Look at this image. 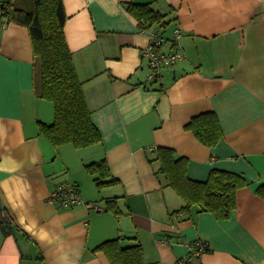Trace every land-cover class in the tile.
<instances>
[{"label": "crops", "instance_id": "crops-1", "mask_svg": "<svg viewBox=\"0 0 264 264\" xmlns=\"http://www.w3.org/2000/svg\"><path fill=\"white\" fill-rule=\"evenodd\" d=\"M63 2L67 43L102 140L55 146L40 132L55 109L40 95L29 29L0 20V264H112L97 247L115 238L140 243L146 264H179L197 239L209 247L194 264H264V0ZM131 3L164 14L153 25L162 50L185 55L154 79L141 53L148 34ZM208 111L223 131L213 147L185 127ZM159 147L185 157L193 180L213 169L240 174L246 183L231 215L183 210V197L157 173ZM102 159L117 183L99 187L87 171ZM64 181L102 209L50 202Z\"/></svg>", "mask_w": 264, "mask_h": 264}, {"label": "trees", "instance_id": "trees-1", "mask_svg": "<svg viewBox=\"0 0 264 264\" xmlns=\"http://www.w3.org/2000/svg\"><path fill=\"white\" fill-rule=\"evenodd\" d=\"M0 9L8 22L29 29L39 64L40 95L54 104L55 119L52 123L40 122V132L55 146L71 143L80 148L100 142L102 134L92 119L83 82L67 43L65 23L68 16L63 0H0ZM127 9L140 27L146 24L151 28L165 18L148 3H131ZM153 29L160 31L157 27ZM185 127L210 147L215 146L223 134L213 111L194 116ZM155 160L160 165L157 173L163 174L167 184L185 200L182 208L185 211L198 205L200 211L228 218L236 207L237 189L246 183L240 174L220 169H213L206 181L193 180L186 173L187 159L176 157L174 150L168 147H159ZM86 169L97 175L95 182L99 187L118 182L105 159L87 164ZM5 223L6 220L2 225L6 230ZM97 248L106 251L112 264H146L140 243L124 247L120 239L115 238Z\"/></svg>", "mask_w": 264, "mask_h": 264}, {"label": "built area", "instance_id": "built-area-1", "mask_svg": "<svg viewBox=\"0 0 264 264\" xmlns=\"http://www.w3.org/2000/svg\"><path fill=\"white\" fill-rule=\"evenodd\" d=\"M0 20L4 24L8 21L3 17L2 11L0 9ZM145 24L139 29L142 32H147L148 34V44L142 49V56L147 58L148 65L150 67L149 78L154 79L162 74V69L165 67H170L177 61L185 57L184 53L178 50L175 51H163L162 45L165 41L163 34L156 29H149ZM181 28H176L174 34L176 37L181 35ZM49 201L58 204L62 208H70L78 204H88L97 210L102 208L95 204H90L85 202L79 194L77 184L71 181H64L59 183L56 188L51 192L49 196ZM189 253L186 257L181 258L179 264H194V260L202 252L206 251L209 247V243L203 239H197L189 243Z\"/></svg>", "mask_w": 264, "mask_h": 264}]
</instances>
